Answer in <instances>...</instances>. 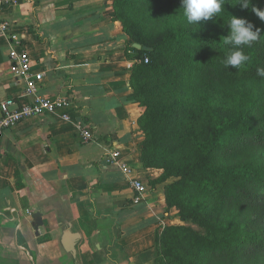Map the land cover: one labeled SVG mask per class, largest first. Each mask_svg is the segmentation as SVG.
I'll use <instances>...</instances> for the list:
<instances>
[{
	"label": "crops",
	"instance_id": "obj_1",
	"mask_svg": "<svg viewBox=\"0 0 264 264\" xmlns=\"http://www.w3.org/2000/svg\"><path fill=\"white\" fill-rule=\"evenodd\" d=\"M112 11L111 0H0V21L11 23L24 39L34 70L44 73L37 94L72 100L56 113L23 120L3 134L0 264H50L60 255L52 226L39 227L36 234L31 222L41 195L61 189L74 203L88 240L105 218L117 222V245L131 264H157L156 232L181 224L178 210L167 207L163 185L150 186L162 170L145 168L140 159L143 109L130 83L137 59L127 50L130 39ZM24 92V81L10 70L8 41L0 36V102L32 101ZM64 113L71 119L63 120ZM83 126L93 141L82 142ZM108 149L130 172L107 164ZM131 178L148 186L138 204H133ZM81 255L84 264L100 262L88 242L81 245Z\"/></svg>",
	"mask_w": 264,
	"mask_h": 264
},
{
	"label": "trees",
	"instance_id": "obj_2",
	"mask_svg": "<svg viewBox=\"0 0 264 264\" xmlns=\"http://www.w3.org/2000/svg\"><path fill=\"white\" fill-rule=\"evenodd\" d=\"M111 2L137 59L140 159L162 170L150 186L163 185L181 221L156 232V263L264 264V21L238 0H225L223 19L199 25L187 23L181 0ZM253 3L264 10V0ZM231 15L262 30L239 69L223 63Z\"/></svg>",
	"mask_w": 264,
	"mask_h": 264
},
{
	"label": "water",
	"instance_id": "obj_3",
	"mask_svg": "<svg viewBox=\"0 0 264 264\" xmlns=\"http://www.w3.org/2000/svg\"><path fill=\"white\" fill-rule=\"evenodd\" d=\"M132 47L137 50L149 49L139 43H133ZM32 219L31 225L36 234L39 227L47 224L52 226L55 233V248L60 255L50 264H84L81 245L86 242L99 257L98 264H131L123 249L117 245V222L113 218H105L88 240L78 226L75 205L64 189L42 194L35 205Z\"/></svg>",
	"mask_w": 264,
	"mask_h": 264
},
{
	"label": "built area",
	"instance_id": "obj_4",
	"mask_svg": "<svg viewBox=\"0 0 264 264\" xmlns=\"http://www.w3.org/2000/svg\"><path fill=\"white\" fill-rule=\"evenodd\" d=\"M0 36H3L9 44L10 70L15 76L25 83L24 96L32 97V101L18 104L13 98L0 102V143L5 130L13 128L23 120L37 116H45L56 113L59 109L72 104L68 96L45 97L37 94L39 82L44 73L35 71L33 62L25 48L24 39L17 34L9 21H0ZM144 62L148 57L144 56ZM63 120H70L67 113L61 115ZM80 137L83 143L94 140L92 132L86 128H80ZM106 162L124 172H130V168L115 156L114 151L108 149ZM130 187L134 190L133 204H138L144 199L148 186L139 178L129 180Z\"/></svg>",
	"mask_w": 264,
	"mask_h": 264
},
{
	"label": "clouds",
	"instance_id": "obj_5",
	"mask_svg": "<svg viewBox=\"0 0 264 264\" xmlns=\"http://www.w3.org/2000/svg\"><path fill=\"white\" fill-rule=\"evenodd\" d=\"M183 16L188 24L199 25L202 20H211L213 17L222 18V10L225 0H181ZM240 9L249 10L261 21H264V10L257 7L253 0H238ZM224 21V20H223ZM225 26V21H224ZM229 32L225 36L224 43L229 45L231 50L223 61L226 68L239 69L246 65L249 56L243 51L244 47H251L261 36V29L249 21L246 17L231 15L226 22ZM257 75L264 77V67L257 69Z\"/></svg>",
	"mask_w": 264,
	"mask_h": 264
},
{
	"label": "flooded vegetation",
	"instance_id": "obj_6",
	"mask_svg": "<svg viewBox=\"0 0 264 264\" xmlns=\"http://www.w3.org/2000/svg\"><path fill=\"white\" fill-rule=\"evenodd\" d=\"M95 217L97 218V217H98V215H97V216H95ZM95 258H96L95 260H96L97 262H98V261H100V259H99V257H98V256H96Z\"/></svg>",
	"mask_w": 264,
	"mask_h": 264
}]
</instances>
